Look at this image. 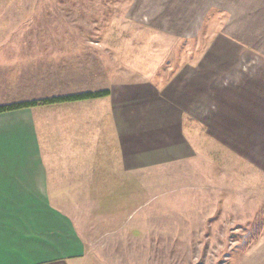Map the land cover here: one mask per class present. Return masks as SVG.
Masks as SVG:
<instances>
[{
  "label": "rangeland",
  "instance_id": "obj_1",
  "mask_svg": "<svg viewBox=\"0 0 264 264\" xmlns=\"http://www.w3.org/2000/svg\"><path fill=\"white\" fill-rule=\"evenodd\" d=\"M229 2L0 0V105L109 90V97L87 105L100 118H113L116 109L122 122L148 108L156 107L157 114L170 110L160 103L153 107L156 98L150 99L157 92L171 95L168 100L183 114L178 123L157 122V130L148 122L139 128L138 118L130 117L123 134L113 118L114 159L120 149L125 163L146 167L110 171L103 180L96 172L87 180L85 171L73 185L72 193L83 199L100 188L108 195L124 178L118 196H125L126 204L135 201L123 228L105 238L109 251L98 252L99 242L90 245L88 252L99 259L103 254L112 264H264V237L244 247L264 224V172L234 169L238 161L207 128L215 125L206 116L217 111L218 86L264 71V41L243 42L250 38L249 20L235 21L240 10ZM239 49L248 51V58L237 57ZM87 105L62 106L65 114L80 116ZM18 123L14 115L1 125ZM118 196L103 203L112 208ZM96 202L75 211L86 216Z\"/></svg>",
  "mask_w": 264,
  "mask_h": 264
},
{
  "label": "crops",
  "instance_id": "obj_2",
  "mask_svg": "<svg viewBox=\"0 0 264 264\" xmlns=\"http://www.w3.org/2000/svg\"><path fill=\"white\" fill-rule=\"evenodd\" d=\"M233 4L237 7L236 11L240 10V15L235 13V21L240 16L249 20L247 31L250 38L243 42L262 43L264 0H233ZM238 40H234L233 44L240 42ZM236 52L241 60L248 58V51L239 49ZM259 53L252 54L258 56ZM153 93L154 97L150 99L153 101L156 98L153 107L160 103L159 106L169 107L170 110L157 114L155 107L139 115L129 113L130 117L138 118L139 128L141 124L145 127L148 122L151 130H157V122L162 119H173L175 123L182 120L178 119L183 116L178 103L168 100L172 99L171 95L167 99V94L165 99L161 94ZM117 100L118 97L111 100L114 107ZM88 101L77 103L87 105ZM62 105L67 104L0 114V264H112V260L103 257V254L101 262H98L97 255L88 251L93 242H99L98 252L109 251L110 248H103L105 238L116 235L123 228L129 206L134 207L135 201L131 198L126 204L125 196H118L123 191L116 187L123 186L124 178L113 187L115 192L109 189L108 195L100 188L98 192H87L82 199L75 196L71 189L84 179L82 174L85 171L87 180L95 178L93 174L91 176L94 172L101 177L97 180H103L110 171L119 169L129 172L144 169L146 165L125 163L120 149L119 158L113 157L115 142L110 134L111 129L116 132L111 125L115 126L113 118L119 133L123 134V122H128V119L131 122L128 115L120 122V113L113 109V118L110 115L100 118L93 116L95 113L90 105L83 108L81 112L84 114L80 116L68 115ZM14 115L18 116L20 123L13 128H3L1 124L6 117ZM206 118L208 123L215 124L208 125L209 135L216 137L223 151L232 153L239 162H235L234 169L264 172L263 69L252 80L242 77L237 83L220 84L217 111ZM175 129L178 132L177 126ZM121 139H116L117 146H120L119 140L123 141ZM75 177L79 180L72 184ZM105 183L100 181L98 185L107 186ZM115 196L118 199L116 204H111L112 208L103 203L105 198ZM95 201L86 216L80 214V210L75 211L80 204ZM98 211L101 213L98 214ZM84 217L90 220L83 222ZM117 220L118 224L115 223ZM263 237L264 228L260 239Z\"/></svg>",
  "mask_w": 264,
  "mask_h": 264
},
{
  "label": "trees",
  "instance_id": "obj_3",
  "mask_svg": "<svg viewBox=\"0 0 264 264\" xmlns=\"http://www.w3.org/2000/svg\"><path fill=\"white\" fill-rule=\"evenodd\" d=\"M110 96L109 90H102L97 92H82V93H75V94H69V95H60V96H53V97H47L43 99H33V100H24V101H15L11 103H5L0 105V114L4 113H10L15 112L19 110L24 109H30L35 108L39 106H53V105H59V104H70V103H77V102H83L88 100H96V99H103ZM262 224V227L254 233V236L251 238L249 237V240L244 247H249L253 242L257 241L262 234V229L264 228V224Z\"/></svg>",
  "mask_w": 264,
  "mask_h": 264
}]
</instances>
